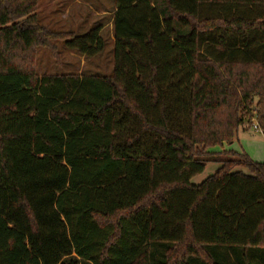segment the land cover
Listing matches in <instances>:
<instances>
[{
    "label": "trees",
    "instance_id": "1",
    "mask_svg": "<svg viewBox=\"0 0 264 264\" xmlns=\"http://www.w3.org/2000/svg\"><path fill=\"white\" fill-rule=\"evenodd\" d=\"M115 4L110 74L40 75L104 24L0 0V264H264V162L224 147L264 132V0Z\"/></svg>",
    "mask_w": 264,
    "mask_h": 264
},
{
    "label": "rangeland",
    "instance_id": "2",
    "mask_svg": "<svg viewBox=\"0 0 264 264\" xmlns=\"http://www.w3.org/2000/svg\"><path fill=\"white\" fill-rule=\"evenodd\" d=\"M49 0H39L38 15L41 18L43 25L53 30H68L69 24L67 18L61 16V12L52 14L51 7H48ZM102 3L107 2V5L112 8L115 0H99ZM104 24L102 35L106 40L105 50L91 58H86L77 50L66 47L63 40H53L56 45L55 50L49 46H38L35 55L36 72L40 75L51 73H67V72H99L101 74H110L113 70L114 63V40H113V22L112 14L105 15L100 19ZM65 23V25H63ZM72 23H77L73 20ZM75 27V24L71 25ZM88 29H78L75 32L83 33ZM240 137L236 138L232 143L233 148L248 153L249 148H260L264 150V133L255 132L252 125L245 124L244 129H240ZM264 152V151H263ZM218 165L216 163H209L206 170L195 176L192 182L198 184L202 182L207 176L214 173Z\"/></svg>",
    "mask_w": 264,
    "mask_h": 264
},
{
    "label": "crops",
    "instance_id": "3",
    "mask_svg": "<svg viewBox=\"0 0 264 264\" xmlns=\"http://www.w3.org/2000/svg\"><path fill=\"white\" fill-rule=\"evenodd\" d=\"M51 7L52 14L61 12L62 19L67 18L68 30L76 31L78 29H89L95 25L102 24L100 19L105 15L112 14V19L117 10L115 2L112 4V8L107 5V2L102 3L99 0H49L48 7ZM77 20V23H72L73 20ZM64 21V19H63ZM75 24L74 26L71 25ZM113 24V22H111ZM65 25V23H63ZM113 26V25H112ZM84 32V31H83ZM114 40V35H113ZM244 129V127H242ZM241 129V128H240ZM253 131L259 132L254 130ZM263 132V131H262ZM240 130L237 138L240 137ZM261 133V132H259ZM264 133V132H263ZM224 147L227 149H234L239 152H244L233 148L232 143H224ZM248 154L256 161L264 162V150L260 148H249Z\"/></svg>",
    "mask_w": 264,
    "mask_h": 264
},
{
    "label": "built area",
    "instance_id": "4",
    "mask_svg": "<svg viewBox=\"0 0 264 264\" xmlns=\"http://www.w3.org/2000/svg\"><path fill=\"white\" fill-rule=\"evenodd\" d=\"M253 128L256 131L262 132V129H261V127H260V125H259V123L257 121H254Z\"/></svg>",
    "mask_w": 264,
    "mask_h": 264
}]
</instances>
